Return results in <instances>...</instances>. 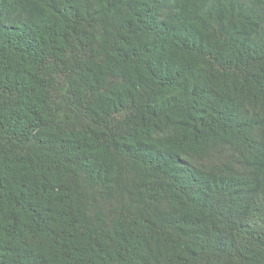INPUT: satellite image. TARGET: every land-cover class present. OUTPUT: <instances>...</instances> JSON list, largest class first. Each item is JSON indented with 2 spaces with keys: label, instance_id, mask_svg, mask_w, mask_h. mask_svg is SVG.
I'll return each instance as SVG.
<instances>
[{
  "label": "trees",
  "instance_id": "trees-1",
  "mask_svg": "<svg viewBox=\"0 0 264 264\" xmlns=\"http://www.w3.org/2000/svg\"><path fill=\"white\" fill-rule=\"evenodd\" d=\"M0 264H264V0H0Z\"/></svg>",
  "mask_w": 264,
  "mask_h": 264
}]
</instances>
